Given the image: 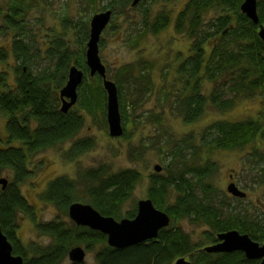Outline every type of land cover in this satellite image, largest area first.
Instances as JSON below:
<instances>
[{
    "label": "trees",
    "instance_id": "obj_1",
    "mask_svg": "<svg viewBox=\"0 0 264 264\" xmlns=\"http://www.w3.org/2000/svg\"><path fill=\"white\" fill-rule=\"evenodd\" d=\"M95 1L89 0V4L94 5ZM102 2L107 3L103 9H110L114 16L142 9L141 20L135 21L138 23L135 26H139L135 33H139V37L146 33L157 34L170 24V16L164 12L151 20L142 0L136 7L131 6L133 0ZM243 2L189 0L174 22L175 31L184 34L191 41V47L189 55L177 65L176 76L169 87L172 93L167 92L165 98L187 124L199 120L208 106L225 112L237 99L258 96L264 99V42L258 36L259 25L264 26V0H257L258 25L242 13ZM13 3L16 7L10 8L4 18L8 29L16 34L10 49L17 62L16 82L0 94V113L7 118V141L0 140V176L4 172L12 173L6 189L0 192V227L13 247V254L21 256L23 264H85L72 263L68 259L72 248L83 245L88 252L96 251L95 264H173L180 258L192 264H258L259 261L248 260L239 251L207 253L204 251L207 245L198 247L176 225L179 220L188 219L207 226L206 237L211 246L218 242V234L232 230L264 243V213L248 215L245 208L241 209L243 212L236 209L246 202V198L238 199L216 188L213 176L218 167L209 156L216 149L244 151L259 141L262 146L251 149L245 159L251 172L256 171L252 182L264 187V125L252 119L239 122L219 120L201 134H189L181 139L167 134L165 173L149 176L147 194V199L171 218L170 225L160 230L156 239L115 249L108 246L107 237L101 232L59 219L36 223L38 232L50 238L51 243L47 246H25L17 239L19 217L27 215L33 219L32 207L19 188L31 175L29 161L68 142L71 145L64 151L66 160L76 161L92 150V138L78 136L85 126L86 115L101 113L106 126L107 99L102 79L90 77L85 64L88 23L75 24L80 40L77 51L60 34L47 42L42 53L26 38L18 37L26 31L21 26L25 18L24 5L20 6L18 1ZM209 11L216 14L206 20ZM8 56L7 51H0V63ZM42 58L47 64L35 67L36 60ZM73 65L83 70L85 77L78 90L77 104L68 113H63L59 91L66 84ZM150 68L151 64L144 62L120 70L114 80L119 105L123 84H128L137 96L153 92L155 85ZM6 78L5 74H0V88L7 87ZM206 83L211 86L208 93L204 89ZM120 113L123 136H127L124 120L127 121L129 115L124 106ZM14 143L18 145H12ZM147 151L148 145L144 144L133 148L131 159L140 161ZM141 179L142 173L132 168L116 173H110L104 167L77 170L74 178L64 176L50 182L41 199L55 205L67 217L69 206L79 202L89 204L103 216L118 221L133 219L137 210L124 211V206ZM84 186L86 189L81 194Z\"/></svg>",
    "mask_w": 264,
    "mask_h": 264
},
{
    "label": "rangeland",
    "instance_id": "obj_2",
    "mask_svg": "<svg viewBox=\"0 0 264 264\" xmlns=\"http://www.w3.org/2000/svg\"><path fill=\"white\" fill-rule=\"evenodd\" d=\"M15 1L21 2L20 6L24 5L25 12L24 23L21 26H24L26 31L24 36L18 37L26 38L33 48L39 49L42 53L47 47V42L53 41L57 38L55 36L60 34H63L73 50L77 51L80 40L75 24L83 25L87 22L90 32L91 18L103 12L107 4L102 0H96L94 5L89 4V0H0V51H7L9 54L7 60L0 63V74L7 76V87L0 88V94L13 87L16 82L17 62L10 52L12 39L16 34L15 31L8 29V24L6 25L3 20L10 8L16 7L13 3ZM188 2L189 0H142L143 7L148 8L151 20L161 12L170 16V24L165 29L157 34L146 33L142 37L135 33L139 27L135 26V21L141 20L142 9L138 8L129 14L117 12V16L113 15L110 26L101 35L99 43L100 57L109 70L107 78L114 82L124 66H138L146 62L151 64L150 74L155 88L150 94L137 96L128 84L122 85L120 109L122 110L124 106L129 115L127 121L124 120L127 125V136L110 137L107 122L105 126L101 113L89 114L86 115L85 126L78 138H92L94 141L92 150L72 162L64 159V151L71 145V142H68L31 158L29 162L31 175L20 184V192L32 207L34 220L27 215L19 217L16 237L22 244L47 246L51 243L50 238L42 236L36 225L57 219L71 221L69 217L61 214L55 205L41 199L48 184L56 178L63 176L74 178L77 170L88 171L100 167H104L110 173L138 169L142 173V179L132 198L124 206V211L134 208L137 210L138 201L147 199L149 176L156 173L154 166H162L161 173H165L163 168L166 167L167 134L173 135L176 139L189 134H201L206 127L219 120L239 122L252 119L264 125V99L259 96L237 99L225 112L208 106L201 118L191 124L185 123L183 118L172 110L165 98L166 93H172L169 87L176 76L177 65L189 55L191 47V41L184 34L175 31L174 22ZM215 14L209 11L205 19L210 20ZM71 24L74 26L69 28ZM42 59L36 60L35 67L47 64V60ZM204 89L208 93L211 86L206 83ZM230 97L228 95V98ZM6 123V116L0 113V139L4 143L7 141ZM258 143L259 141L253 143L244 151L216 149L209 155L218 167L213 176L214 185L221 193L229 195L227 187L232 180L247 194L246 202L236 209L245 208L248 215L264 213V187L252 182L256 171L251 172L250 164L245 159L251 149L262 146ZM142 144L148 145V151L140 161L135 162L131 159V151ZM231 176L233 179H230ZM11 177V172H4L1 175V179L11 180ZM85 189L84 186L81 194ZM176 225L198 247L211 246L206 237L209 231L207 226L193 223L188 219L179 220ZM79 246L85 249L83 245ZM95 252L86 251L85 264H95Z\"/></svg>",
    "mask_w": 264,
    "mask_h": 264
},
{
    "label": "water",
    "instance_id": "obj_3",
    "mask_svg": "<svg viewBox=\"0 0 264 264\" xmlns=\"http://www.w3.org/2000/svg\"><path fill=\"white\" fill-rule=\"evenodd\" d=\"M141 0H133L131 6L136 7ZM241 11L254 24H259L257 13V0H244ZM113 17L111 10H105L94 15L90 21L89 39L86 43L85 63L89 76H99L102 79L106 92V120L108 132L112 138H120L124 134L123 121L120 113L119 95L116 84L107 78V68L99 54L101 35L110 24ZM259 38L264 42V26L259 25ZM83 70L73 65L68 72L66 84L59 91L61 112L68 113L78 101V90L84 81ZM154 171L161 173L162 166L155 165ZM3 190L6 189L7 180L0 179ZM227 192L238 199L247 198V194L240 190L235 183L227 187ZM68 216L77 226L99 231L107 237L108 246L115 249H125L131 246L156 239L160 230L167 228L171 223L169 215L157 209L150 199L138 201L137 213L133 219L124 218L120 221L103 216L89 204L75 202L69 206ZM219 243L204 248L207 253H233L243 252L248 260L259 261L264 264V243L253 241L248 235L236 230L217 235ZM72 263H83L86 251L81 246L72 248L68 254ZM21 256L13 254V247L0 227V264H23ZM175 264H192L185 258L176 260Z\"/></svg>",
    "mask_w": 264,
    "mask_h": 264
},
{
    "label": "flooded vegetation",
    "instance_id": "obj_4",
    "mask_svg": "<svg viewBox=\"0 0 264 264\" xmlns=\"http://www.w3.org/2000/svg\"><path fill=\"white\" fill-rule=\"evenodd\" d=\"M17 12H18V11H17ZM7 13H8V12H7ZM3 20H4V23H5V18H4V17H3ZM0 140H1V139H0ZM29 162H30V161H29ZM28 166H29V163H28ZM29 171H30V170H29ZM63 177H64V176H63ZM0 179H1V176H0ZM230 179H233V176H231ZM8 181H10V179H9ZM229 183H234V182L231 180ZM7 185H8V184H7ZM6 187H7V186H6ZM2 188H3V185L0 184V192H1V191H4ZM19 188H20V185H19ZM105 236H106V235H105ZM217 243H219V240H218ZM217 243H216V244H217ZM85 251H86V249H85ZM87 252H88V251H87ZM83 263H85V262H83Z\"/></svg>",
    "mask_w": 264,
    "mask_h": 264
}]
</instances>
